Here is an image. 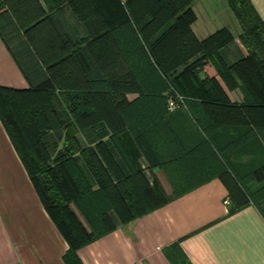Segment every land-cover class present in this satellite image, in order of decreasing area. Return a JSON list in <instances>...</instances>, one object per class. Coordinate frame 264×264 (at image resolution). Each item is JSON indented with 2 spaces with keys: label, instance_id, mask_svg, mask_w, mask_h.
Returning <instances> with one entry per match:
<instances>
[{
  "label": "trees",
  "instance_id": "trees-1",
  "mask_svg": "<svg viewBox=\"0 0 264 264\" xmlns=\"http://www.w3.org/2000/svg\"><path fill=\"white\" fill-rule=\"evenodd\" d=\"M193 2L0 0V40L28 84L0 86V124L67 245L64 264L212 179L226 190V216L250 204L262 214L264 25L248 0H225L246 52L227 63L231 34L197 41ZM65 10L83 36L56 22ZM235 90L239 105L227 96ZM170 96L183 102L172 112ZM162 252L189 264L179 242Z\"/></svg>",
  "mask_w": 264,
  "mask_h": 264
},
{
  "label": "crops",
  "instance_id": "crops-1",
  "mask_svg": "<svg viewBox=\"0 0 264 264\" xmlns=\"http://www.w3.org/2000/svg\"><path fill=\"white\" fill-rule=\"evenodd\" d=\"M248 1L264 25V0ZM191 10L195 17L191 31L197 41L224 28L233 38L223 53L227 63L246 55L237 39L239 26L225 0H194ZM56 22L70 35L83 36L67 10ZM204 72L214 76L210 66ZM0 86L28 88L1 40ZM227 96L237 105L242 103L238 90ZM134 98L129 96L130 101ZM154 176L170 196L167 177L157 171ZM226 200L220 181L209 180L126 227L117 226L79 249L77 257L82 264H170L162 251L179 242L189 264H264V202L260 206L263 215L250 204L226 216ZM66 249L0 124V264H64Z\"/></svg>",
  "mask_w": 264,
  "mask_h": 264
},
{
  "label": "built area",
  "instance_id": "built-area-1",
  "mask_svg": "<svg viewBox=\"0 0 264 264\" xmlns=\"http://www.w3.org/2000/svg\"><path fill=\"white\" fill-rule=\"evenodd\" d=\"M182 99L178 96L175 97H168L167 99V110L172 112L176 110L180 105H182ZM225 205H227V200L224 202Z\"/></svg>",
  "mask_w": 264,
  "mask_h": 264
},
{
  "label": "rangeland",
  "instance_id": "rangeland-1",
  "mask_svg": "<svg viewBox=\"0 0 264 264\" xmlns=\"http://www.w3.org/2000/svg\"><path fill=\"white\" fill-rule=\"evenodd\" d=\"M164 186V185H163ZM165 189V186L163 187Z\"/></svg>",
  "mask_w": 264,
  "mask_h": 264
}]
</instances>
